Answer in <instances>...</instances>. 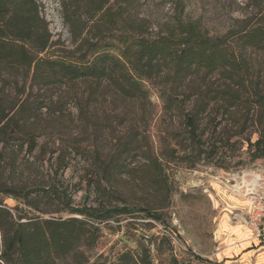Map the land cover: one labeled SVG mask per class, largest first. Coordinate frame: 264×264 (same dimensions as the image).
I'll use <instances>...</instances> for the list:
<instances>
[{"label": "trees", "instance_id": "1", "mask_svg": "<svg viewBox=\"0 0 264 264\" xmlns=\"http://www.w3.org/2000/svg\"><path fill=\"white\" fill-rule=\"evenodd\" d=\"M56 2L66 39L44 0H0V264H100L112 222L167 228L175 170L264 159V0L222 33L183 0L156 25L141 0ZM131 234L108 264H186L169 229Z\"/></svg>", "mask_w": 264, "mask_h": 264}, {"label": "rangeland", "instance_id": "2", "mask_svg": "<svg viewBox=\"0 0 264 264\" xmlns=\"http://www.w3.org/2000/svg\"><path fill=\"white\" fill-rule=\"evenodd\" d=\"M50 30L68 37L56 0H44ZM142 14L153 25L172 12L175 0H141ZM187 17L200 19L211 33H222L232 18L240 17L245 0H183ZM152 100L158 104L154 96ZM175 191L163 219L180 259L186 264H264V159L236 171L212 166L179 168L173 175ZM81 196L78 194L77 200ZM12 206L14 201L6 199ZM103 228L90 261L106 264L124 244L119 235L134 239L166 230L163 224L128 229L125 221ZM127 238V237H126ZM133 240V239H130ZM101 255L100 258H97ZM108 264V263H107Z\"/></svg>", "mask_w": 264, "mask_h": 264}, {"label": "water", "instance_id": "3", "mask_svg": "<svg viewBox=\"0 0 264 264\" xmlns=\"http://www.w3.org/2000/svg\"><path fill=\"white\" fill-rule=\"evenodd\" d=\"M118 238L127 246L130 247H135V243L129 239H127L125 236L123 235H119Z\"/></svg>", "mask_w": 264, "mask_h": 264}]
</instances>
